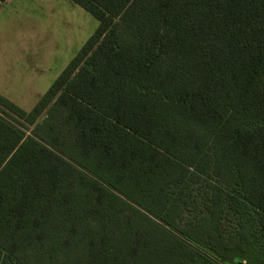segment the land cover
<instances>
[{
  "label": "trees",
  "instance_id": "16d2710c",
  "mask_svg": "<svg viewBox=\"0 0 264 264\" xmlns=\"http://www.w3.org/2000/svg\"><path fill=\"white\" fill-rule=\"evenodd\" d=\"M72 1L96 31L0 93V264H264V0Z\"/></svg>",
  "mask_w": 264,
  "mask_h": 264
},
{
  "label": "rangeland",
  "instance_id": "374dc122",
  "mask_svg": "<svg viewBox=\"0 0 264 264\" xmlns=\"http://www.w3.org/2000/svg\"><path fill=\"white\" fill-rule=\"evenodd\" d=\"M72 0L0 3V93L30 110L96 31Z\"/></svg>",
  "mask_w": 264,
  "mask_h": 264
}]
</instances>
